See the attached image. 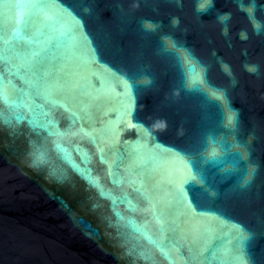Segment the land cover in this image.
<instances>
[{
	"label": "snow or ice",
	"instance_id": "6c2138e0",
	"mask_svg": "<svg viewBox=\"0 0 264 264\" xmlns=\"http://www.w3.org/2000/svg\"><path fill=\"white\" fill-rule=\"evenodd\" d=\"M0 100H6V97L3 95V93H2V91H0ZM22 106V103H20V104H16V103H13V104H11L10 105V108L11 109H15V108H17V107H21ZM0 123H7L9 126L11 125V123H12V117H9V118H5L4 117V115H3V112L2 111H0ZM50 123V122H49ZM31 127L33 128V129H38V128H42V127H44V125H42V124H36L35 122H33L32 124H31ZM49 131H51L50 129H48ZM58 148H59V146H58ZM61 151H63V149H60ZM66 155V154H65ZM43 158H44V154H43V152L42 151H40V150H37V152L35 153V159L39 162V161H41V160H43ZM86 159V158H85ZM90 182V184H92L93 186H97V187H99V182L98 181H92V180H90L89 181ZM114 182H118L117 180H114ZM137 191H139V189H137ZM120 214L119 213H117V216H119ZM138 231L140 230V229H137Z\"/></svg>",
	"mask_w": 264,
	"mask_h": 264
}]
</instances>
